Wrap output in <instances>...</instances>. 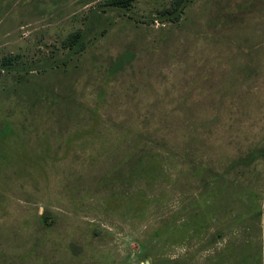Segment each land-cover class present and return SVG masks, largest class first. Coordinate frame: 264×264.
Returning <instances> with one entry per match:
<instances>
[{
	"label": "rangeland",
	"instance_id": "obj_1",
	"mask_svg": "<svg viewBox=\"0 0 264 264\" xmlns=\"http://www.w3.org/2000/svg\"><path fill=\"white\" fill-rule=\"evenodd\" d=\"M110 1L0 0V264H264V0Z\"/></svg>",
	"mask_w": 264,
	"mask_h": 264
},
{
	"label": "trees",
	"instance_id": "obj_2",
	"mask_svg": "<svg viewBox=\"0 0 264 264\" xmlns=\"http://www.w3.org/2000/svg\"><path fill=\"white\" fill-rule=\"evenodd\" d=\"M128 2H130V0H113V1H110L108 4L111 6L123 7V6H126ZM182 4H183V0H173L172 8L168 9L167 12L176 14L178 10H181ZM79 40H80V34L79 32H76L72 35V40L67 42V45L68 46H71L73 44L75 45V43H77ZM83 48H84V44L80 42L77 45L76 50H82ZM14 59H16V56L14 57L6 56L3 59V64L7 65L11 63Z\"/></svg>",
	"mask_w": 264,
	"mask_h": 264
}]
</instances>
